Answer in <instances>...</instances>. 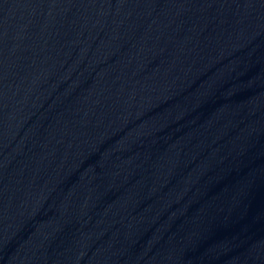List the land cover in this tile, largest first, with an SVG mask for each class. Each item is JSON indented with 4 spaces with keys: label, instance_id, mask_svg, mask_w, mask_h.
<instances>
[{
    "label": "water",
    "instance_id": "obj_1",
    "mask_svg": "<svg viewBox=\"0 0 264 264\" xmlns=\"http://www.w3.org/2000/svg\"><path fill=\"white\" fill-rule=\"evenodd\" d=\"M0 264H264V0H0Z\"/></svg>",
    "mask_w": 264,
    "mask_h": 264
}]
</instances>
